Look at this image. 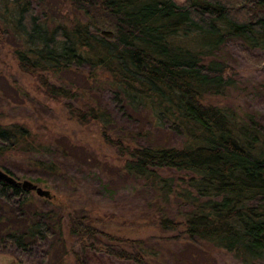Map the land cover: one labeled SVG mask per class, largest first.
<instances>
[{
	"label": "trees",
	"instance_id": "trees-1",
	"mask_svg": "<svg viewBox=\"0 0 264 264\" xmlns=\"http://www.w3.org/2000/svg\"><path fill=\"white\" fill-rule=\"evenodd\" d=\"M55 1L0 0V44L10 39L19 69L66 102L71 118L99 123L124 161L118 173L148 193L149 223L163 243L73 210L62 216L0 180V247H40L36 264L65 262L74 243L75 264H91L101 249L119 262L161 264L168 243L190 244L264 264V126L209 102L234 86L223 57L230 45L264 62V0ZM160 131L178 141L156 142ZM18 152L43 173L64 171L59 157L43 160L50 148L24 125L0 124V161Z\"/></svg>",
	"mask_w": 264,
	"mask_h": 264
},
{
	"label": "rangeland",
	"instance_id": "rangeland-1",
	"mask_svg": "<svg viewBox=\"0 0 264 264\" xmlns=\"http://www.w3.org/2000/svg\"><path fill=\"white\" fill-rule=\"evenodd\" d=\"M56 1L55 4L63 7L60 0ZM12 47L10 39L0 44V124L24 125L38 142L50 148V153L43 156V160L59 157L64 171L62 174H47L34 169L30 163L33 156L23 152L9 153L0 164L14 172L15 180H28L47 191L48 197L40 198L62 208V216L66 217L73 210L77 215L90 216L99 223L109 224L111 230L125 237L147 239L156 236L150 242L157 248L156 245L163 240H158L160 234L149 223L154 214L146 209L148 193L140 184H133L125 175L118 173L124 161L104 140L102 127L94 122L80 124L71 118L66 102L50 99L35 76L19 69ZM223 57L236 71L234 86L226 95L210 98L209 102L229 108L238 116L250 114L264 126V62L256 65L235 45H230ZM125 123L123 120L119 122L122 126L130 125ZM132 128L134 130L135 125ZM154 138L156 142L167 145L178 141V137L163 131L156 132ZM31 192L37 201L39 196ZM168 244L167 256L161 264H242L219 249L203 250L190 244ZM72 246L67 247L69 253L64 256L65 262L60 264H75L72 248L79 245L74 243ZM30 248L32 251L23 254L13 247H0V264H27L25 262L29 258L32 260L30 264H36L34 260L41 248ZM103 251L95 253L91 264H134L110 259Z\"/></svg>",
	"mask_w": 264,
	"mask_h": 264
},
{
	"label": "water",
	"instance_id": "water-1",
	"mask_svg": "<svg viewBox=\"0 0 264 264\" xmlns=\"http://www.w3.org/2000/svg\"><path fill=\"white\" fill-rule=\"evenodd\" d=\"M0 180L16 186H20L21 188L26 189L28 191H34L39 197H48L49 195L47 191L43 190L41 187H38L37 185L33 184L28 180H23L22 182L15 180L2 169H0Z\"/></svg>",
	"mask_w": 264,
	"mask_h": 264
}]
</instances>
